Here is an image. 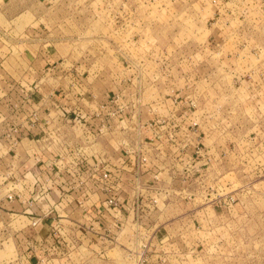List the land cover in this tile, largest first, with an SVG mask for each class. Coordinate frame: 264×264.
<instances>
[{
	"label": "crops",
	"instance_id": "obj_1",
	"mask_svg": "<svg viewBox=\"0 0 264 264\" xmlns=\"http://www.w3.org/2000/svg\"><path fill=\"white\" fill-rule=\"evenodd\" d=\"M36 41L0 42V122L34 132L26 131L16 148L0 137V175L6 178L0 181V219L11 229L2 232L0 240L8 234L16 244L15 255L0 256V264H131L126 259L137 227L153 237L143 264H168L176 255L206 254L210 243L223 245L226 238L239 234L246 212L225 176L234 172L226 169L230 164L235 169L240 157L234 150L220 148L202 122L197 127L189 125L184 114L187 104L179 94L157 104H140L133 98L131 102L137 104L133 109L130 95L134 94L127 93L130 87L124 89V70L104 71L113 81L98 87L96 81L102 74L70 71L54 45ZM118 95L116 104H110L109 99ZM119 107L123 111L114 114ZM167 117L181 120L176 140L168 138L170 122H161ZM106 120H110L109 129L99 133ZM27 122L37 123L30 127ZM212 140L216 145H209ZM78 146L88 151L92 161L102 159L118 177L113 187L123 204L121 210L103 211L109 193L95 178L89 180L83 207L70 205L72 198L64 184L48 183L51 188L36 200L29 185L34 172L32 154L57 155ZM140 156L147 161L137 183L135 165ZM12 171L13 177L8 178ZM24 176L29 179L23 180ZM12 190L20 197L10 200ZM138 198L141 208L136 214ZM53 206L66 215L60 221L68 242L60 239L62 246L55 248L51 232L57 213L44 217ZM34 216L40 217L37 227L32 225ZM115 249L127 263L111 256Z\"/></svg>",
	"mask_w": 264,
	"mask_h": 264
},
{
	"label": "rangeland",
	"instance_id": "obj_2",
	"mask_svg": "<svg viewBox=\"0 0 264 264\" xmlns=\"http://www.w3.org/2000/svg\"><path fill=\"white\" fill-rule=\"evenodd\" d=\"M35 40L54 45L70 71L124 70L127 93L141 87V100L130 102L193 100V122L240 157L225 181L247 219L208 253L166 262L264 264V0H0V42ZM105 76L98 87L113 81ZM8 224L0 219V234ZM14 244L8 234L0 240L1 259L15 255ZM110 254L127 263L116 249Z\"/></svg>",
	"mask_w": 264,
	"mask_h": 264
},
{
	"label": "built area",
	"instance_id": "obj_3",
	"mask_svg": "<svg viewBox=\"0 0 264 264\" xmlns=\"http://www.w3.org/2000/svg\"><path fill=\"white\" fill-rule=\"evenodd\" d=\"M10 84L14 83L10 81ZM132 93L134 95H138V100H141V87L137 88ZM119 98L120 95L116 96L115 98H111L109 99V103L115 105L116 101ZM186 104L187 110L184 111V114L186 115V118L188 120L194 114V112H191V108L195 106V103H193V100H191ZM122 111L123 108L119 107L115 108L113 110V113L115 114ZM161 122H170V125L167 128V135L170 140H176L178 137L177 129L180 127L181 120L179 118L167 117L161 119ZM27 123L31 127V125L33 126L37 122ZM110 124V120H106L101 124L98 132H105L109 129ZM189 125L191 127H197L198 122H193V119L191 118ZM26 131L34 133L29 128H27V130H24L22 125L14 124L13 122H0V137H5V139L10 142L11 148H16L19 146V142L22 140L23 136H27ZM31 157L32 158L30 160V163L32 165L31 167L33 168L31 169V171L33 170L34 172L32 174L33 179L30 180L29 185L34 188L36 200L41 199V196L45 193V191H48L51 188L50 186H48V183H51V185L55 187L62 186V184H64L67 185V193H69L72 198L70 205H72L73 208L83 207L84 202L86 201L85 195H87L89 191V180L90 178H95L103 183V186L109 193L108 197L103 201L105 205V209L103 211H108L110 209L119 211L123 207L122 202L117 197L116 188L113 187V185H115L114 178L118 179V177L114 176L112 171L103 165L104 161L102 159L98 161H92L90 159V156L88 155V151L82 146L73 147L67 152H59L57 153V155L53 152H51L50 154H47L45 152H37L32 154ZM146 161L147 158H145L144 156L137 157L136 159L135 178L137 183L141 181L142 165ZM25 174L26 173H24V175ZM6 176L8 178L13 177V171ZM22 179L27 181L29 178L24 176L22 177ZM17 197H20V194H18V192L14 190H12L8 195V198L10 200H14ZM140 208V201L138 198L136 199L134 205V211L136 214L139 213ZM54 213H57V215L56 217H54V225L51 232V235L54 239L52 248L62 246V242H60V239L68 245V242L63 238L65 233L62 227V222L60 221V218H65L66 216L63 215V211H60L57 209V207L53 206L46 211L44 217H49ZM34 217L35 218L32 221V225L37 227L40 222V217ZM152 238L153 237L150 232L143 231L139 227L136 228L134 242L130 249V254L128 255V258L131 259L129 260V262L131 261V264H143L147 261Z\"/></svg>",
	"mask_w": 264,
	"mask_h": 264
}]
</instances>
